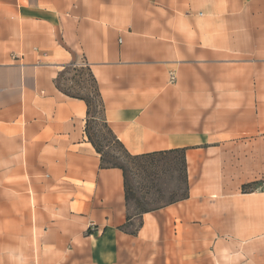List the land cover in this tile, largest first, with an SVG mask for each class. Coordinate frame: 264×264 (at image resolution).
Returning a JSON list of instances; mask_svg holds the SVG:
<instances>
[{"label":"crops","instance_id":"0c3cea01","mask_svg":"<svg viewBox=\"0 0 264 264\" xmlns=\"http://www.w3.org/2000/svg\"><path fill=\"white\" fill-rule=\"evenodd\" d=\"M81 62L128 153L182 151L184 198L128 212L56 85ZM0 264H264V0H0Z\"/></svg>","mask_w":264,"mask_h":264},{"label":"rangeland","instance_id":"374dc122","mask_svg":"<svg viewBox=\"0 0 264 264\" xmlns=\"http://www.w3.org/2000/svg\"><path fill=\"white\" fill-rule=\"evenodd\" d=\"M82 64L84 63H76L78 66ZM72 75L73 74L70 72L64 74L61 84L69 93L76 94V89H69L73 86L71 82ZM80 77L87 86L91 85L90 77L86 71H82ZM96 116L98 120L94 128L95 139L102 143V145L107 143L109 147L104 149V152L112 153L119 157L116 162L125 165L129 171V183L132 188V197L128 204V212L130 214H140L144 211L161 207L170 202L179 200L186 195V173L180 153L160 158L158 160L159 165H162L163 162H167L169 165H162L159 166V168L151 169L149 175L144 176L123 158L121 148L112 142L110 135L102 127L101 119H103V116L100 114H96ZM257 185L258 184L255 183L254 188H256ZM138 224L139 223L136 221L128 223L125 231H135Z\"/></svg>","mask_w":264,"mask_h":264},{"label":"trees","instance_id":"16d2710c","mask_svg":"<svg viewBox=\"0 0 264 264\" xmlns=\"http://www.w3.org/2000/svg\"><path fill=\"white\" fill-rule=\"evenodd\" d=\"M82 71L87 72L88 76L90 77L91 85L87 86L86 83L81 79L80 75ZM69 72L73 74L71 78V82L73 83V86L69 89H72V88L76 89L77 90L76 94L69 93L68 90L64 89L61 84V80L64 78V74L69 73ZM56 85L67 96L82 100L85 103V106L87 109L86 110V128H85L87 139L92 144L96 153L100 155L102 168H117L121 170L123 179H124L125 201H126V205L128 206L129 201L132 197V188L129 183V171L125 165L116 162L119 159V157L113 155L112 153L104 152V149H107L109 147L107 143H105V145H102V143L98 142L94 137V130H95L94 128L96 126V121L98 120L96 114H100L103 116L104 104H103L102 97L100 95L98 85L93 77V74L90 68L86 65L78 66L75 63L66 65L64 66L60 74L58 75L57 80H56ZM101 122H102V127L110 135L112 142L121 148L123 152L122 153L123 158L126 159L128 163L132 164L135 167V169L144 176L149 175V171H151V169L159 168V166H162V165H169V163L167 162H163L162 165H159V161H158L160 158H164L167 155L180 153L182 156L183 162H184L183 153L182 151H179V150L163 151V152L140 154V155H131L130 153L126 151L123 145L112 134V132L108 128V125L104 117L103 119H101ZM248 187L250 188L251 186L249 185L244 186L243 190L245 191ZM129 220H130V217H127V222ZM127 222L126 224L122 226V229L125 230L128 224ZM129 234H135V231H131L129 232Z\"/></svg>","mask_w":264,"mask_h":264},{"label":"built area","instance_id":"2783aa9c","mask_svg":"<svg viewBox=\"0 0 264 264\" xmlns=\"http://www.w3.org/2000/svg\"><path fill=\"white\" fill-rule=\"evenodd\" d=\"M82 65H84V64H82Z\"/></svg>","mask_w":264,"mask_h":264}]
</instances>
